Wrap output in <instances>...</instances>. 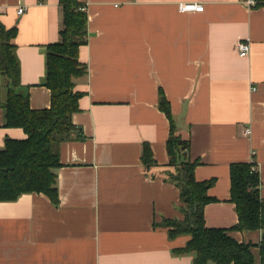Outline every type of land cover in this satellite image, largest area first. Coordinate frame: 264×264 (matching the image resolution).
Here are the masks:
<instances>
[{
  "label": "crops",
  "instance_id": "1",
  "mask_svg": "<svg viewBox=\"0 0 264 264\" xmlns=\"http://www.w3.org/2000/svg\"><path fill=\"white\" fill-rule=\"evenodd\" d=\"M88 41L76 80L84 94L73 122L78 131L59 147V202L29 193L0 203V264H193L177 254L190 235L170 238L164 218L182 219L180 189L168 179L170 120L190 142L198 181L215 180L204 209L208 227L258 244L262 230L239 231L231 201V165L252 164L264 199V6L243 0H82ZM203 4L198 12L186 4ZM25 8L22 15L17 10ZM0 26L16 28L20 87L31 107L48 108V46L60 40L59 0H0ZM250 42L248 56L238 43ZM7 84L0 70V149ZM251 132L245 134V129ZM149 144L155 163L144 164ZM260 264L259 247L252 249ZM209 264H215L210 262Z\"/></svg>",
  "mask_w": 264,
  "mask_h": 264
},
{
  "label": "trees",
  "instance_id": "2",
  "mask_svg": "<svg viewBox=\"0 0 264 264\" xmlns=\"http://www.w3.org/2000/svg\"><path fill=\"white\" fill-rule=\"evenodd\" d=\"M63 11L60 40L50 44L47 52L46 79L42 85L51 92L48 108L31 107L28 93L20 87V66L15 55L16 28L0 26V70L7 84L4 102V125L23 129L24 139L7 137L0 149V203L16 201L29 193L44 194L54 204L59 202L57 169L62 166L60 145L78 131L73 116L80 110L83 92L76 80L87 75L88 67L79 60L80 48L88 41V16L82 0H59ZM254 7L264 6L256 0ZM160 109L170 120L167 142L168 179L180 189L182 219L164 218L156 227L166 228L170 238L190 235L186 246L177 254L194 255L193 264H256L252 249L259 247L260 264H264V199L260 196V175L252 164L231 165V201L235 204L239 231L262 230L258 244L239 242L229 231L206 225L205 206L214 201L208 193L215 180L198 181L197 160L190 158V142L177 133L168 99L160 98ZM142 160L152 165L155 160L149 144L144 145Z\"/></svg>",
  "mask_w": 264,
  "mask_h": 264
},
{
  "label": "built area",
  "instance_id": "3",
  "mask_svg": "<svg viewBox=\"0 0 264 264\" xmlns=\"http://www.w3.org/2000/svg\"><path fill=\"white\" fill-rule=\"evenodd\" d=\"M47 0H39V2L44 3ZM248 6L254 7L256 5V0H243ZM204 5L203 4H186L185 5V9L187 10H195L198 12H202L204 10ZM86 7H82V10H85ZM1 12V9H0ZM25 12V8L24 7H20L17 10L18 15H22ZM238 50H239V54L242 57H246L249 54L250 51V42L248 40H242L238 43ZM251 132L250 128H246L245 129V134H249Z\"/></svg>",
  "mask_w": 264,
  "mask_h": 264
}]
</instances>
